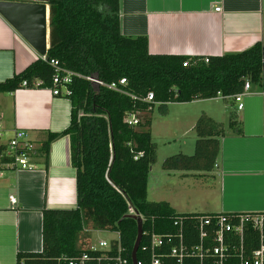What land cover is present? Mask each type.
I'll return each instance as SVG.
<instances>
[{
  "label": "trees",
  "instance_id": "16d2710c",
  "mask_svg": "<svg viewBox=\"0 0 264 264\" xmlns=\"http://www.w3.org/2000/svg\"><path fill=\"white\" fill-rule=\"evenodd\" d=\"M47 5L46 61L38 59L1 83L0 94L20 90L24 82L28 89L36 83H40L38 88L51 89L54 69L50 61L73 74L66 97L70 124L61 133H48L36 156L43 157L47 166L51 144L69 138L77 204L72 210H42V251L18 254L16 264H58L62 258L79 255L84 226L120 232L130 255L137 222L129 215V206L143 217V232L174 236L178 231L174 222L182 219L188 240L196 234V218L207 214H179L167 202L147 198L150 171L157 162L151 137L153 107L232 98L243 92L246 82L250 87L263 86L264 45L256 43L243 52L220 57L152 55L147 37L122 34L120 0H48ZM93 78L103 85L89 80ZM112 84L117 90L107 87ZM148 94L153 96L151 103L144 101ZM133 116L137 124L130 126L126 120ZM195 129L193 154L166 158L162 170L182 173L184 178L214 170L220 139L226 133L207 118L199 119ZM228 129L243 135L235 120ZM147 241L144 236L140 247ZM137 260L149 264V255L139 250Z\"/></svg>",
  "mask_w": 264,
  "mask_h": 264
},
{
  "label": "crops",
  "instance_id": "0c3cea01",
  "mask_svg": "<svg viewBox=\"0 0 264 264\" xmlns=\"http://www.w3.org/2000/svg\"><path fill=\"white\" fill-rule=\"evenodd\" d=\"M120 20L124 36L147 37L152 55L220 57L243 52L256 43L264 45V0H120ZM38 59L34 49L0 16V84ZM243 104V110L237 111L232 98L218 97L160 107L159 122L168 139L195 133L188 147L191 154L179 145L177 155L193 154L195 127L201 118L226 133L210 174L184 178L182 173L168 172L181 182L192 181V186H199L194 193L214 202L202 212H181L170 200L164 201L177 213H264V75L263 86H251ZM70 116V102L53 96L50 89L22 88L0 94L4 139L14 130L24 131L37 151L48 133L68 128ZM233 120L240 123L242 136L228 129ZM153 123L152 118L151 129ZM31 166L30 171L3 169L0 175V264H16L18 254L42 251V210L76 208V173L67 136L51 144L47 166L39 155Z\"/></svg>",
  "mask_w": 264,
  "mask_h": 264
},
{
  "label": "built area",
  "instance_id": "2783aa9c",
  "mask_svg": "<svg viewBox=\"0 0 264 264\" xmlns=\"http://www.w3.org/2000/svg\"><path fill=\"white\" fill-rule=\"evenodd\" d=\"M220 11V9H215ZM46 61V55L40 56ZM208 61L205 60V63ZM54 69L52 80L53 96L67 97L70 92L67 85L71 82L72 73L61 70L58 63L50 61ZM187 66V63L183 65ZM94 84L102 86L98 80L89 79ZM120 85L125 84L121 80ZM40 83L34 86L38 88ZM110 90H117L115 85L107 86ZM22 88H27L24 82ZM250 84L245 83L243 92L232 97L237 104V111L244 108L243 98L250 94ZM219 97V96H218ZM145 102L153 101L152 94H148ZM128 125H136L135 117L126 120ZM37 147L21 130H14L7 140L3 136V125L0 121V175L3 169L15 171H30L31 161L36 157ZM12 203L16 200L11 197ZM129 215L138 217L143 223L144 219L129 206ZM183 220L174 222L178 227L177 234L158 235L154 232L142 231V238L148 237V241L142 248L139 245L136 253V264H142L137 260L139 250L149 255V264H264V213L263 214H235L221 213L205 215L196 218V234L190 235L185 241L183 232ZM82 233L85 235L79 249L80 254L75 257L62 258L58 264H133L131 254L128 255L121 241L118 231L110 229L96 230L84 226ZM93 233H105L112 235L109 240L98 241L97 247L92 246Z\"/></svg>",
  "mask_w": 264,
  "mask_h": 264
},
{
  "label": "rangeland",
  "instance_id": "374dc122",
  "mask_svg": "<svg viewBox=\"0 0 264 264\" xmlns=\"http://www.w3.org/2000/svg\"><path fill=\"white\" fill-rule=\"evenodd\" d=\"M160 112V106L157 104L153 107L152 118L153 127L151 129L152 141L156 144L157 162L151 168L149 185H148V201L159 202L170 200L171 205L181 212H187V210H194L191 212H202L203 207H207L210 202V207H213V201H208L205 195H197L196 192L199 186L194 185L192 181H179L175 178L174 174L168 173L161 169L163 161L173 155L179 154V145H182L186 154H191L192 151H188V147L191 146L192 141L195 140V133L188 134L183 139H168L163 132V127L160 125L159 119L163 115ZM188 153H187V151ZM199 196H201L199 198ZM190 206L191 209H188ZM196 210V211H195ZM112 235L105 233H93L91 244L97 247L98 241L109 240Z\"/></svg>",
  "mask_w": 264,
  "mask_h": 264
},
{
  "label": "water",
  "instance_id": "95a60500",
  "mask_svg": "<svg viewBox=\"0 0 264 264\" xmlns=\"http://www.w3.org/2000/svg\"><path fill=\"white\" fill-rule=\"evenodd\" d=\"M47 2L48 0H0V16L39 56H45L49 48L50 15ZM131 218L137 222V236L131 252L132 263L136 264V253L142 239V222L138 217Z\"/></svg>",
  "mask_w": 264,
  "mask_h": 264
}]
</instances>
